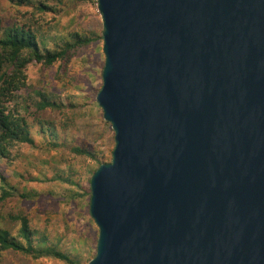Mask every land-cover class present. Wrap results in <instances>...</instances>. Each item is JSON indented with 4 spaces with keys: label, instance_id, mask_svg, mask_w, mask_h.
I'll list each match as a JSON object with an SVG mask.
<instances>
[{
    "label": "water",
    "instance_id": "95a60500",
    "mask_svg": "<svg viewBox=\"0 0 264 264\" xmlns=\"http://www.w3.org/2000/svg\"><path fill=\"white\" fill-rule=\"evenodd\" d=\"M88 264H264V0H96Z\"/></svg>",
    "mask_w": 264,
    "mask_h": 264
},
{
    "label": "rangeland",
    "instance_id": "374dc122",
    "mask_svg": "<svg viewBox=\"0 0 264 264\" xmlns=\"http://www.w3.org/2000/svg\"><path fill=\"white\" fill-rule=\"evenodd\" d=\"M58 1L55 5L60 14L55 21L43 26V35L78 33L93 38L102 36L96 0ZM6 10V0H0V15L8 19L11 15L6 14ZM102 45V39L97 38L91 45L77 49L64 62L48 70H42L38 65L28 67L27 82L63 104L61 113H50L49 116L56 121L59 133H65V143L55 152L20 145L9 161H0V172L9 176L13 186L27 192L26 198L2 203L0 228L15 231L16 225L10 216L25 215L39 235L46 236L49 244H56L58 251L78 264H88L96 254L98 229L89 214L88 195L96 164L74 154L70 147H88L105 163H110L114 148L113 131L103 120L96 102L102 86ZM58 171L62 179L53 180ZM68 176L70 183L64 181ZM0 264L66 263L52 258L33 259L3 252Z\"/></svg>",
    "mask_w": 264,
    "mask_h": 264
},
{
    "label": "trees",
    "instance_id": "16d2710c",
    "mask_svg": "<svg viewBox=\"0 0 264 264\" xmlns=\"http://www.w3.org/2000/svg\"><path fill=\"white\" fill-rule=\"evenodd\" d=\"M57 1L6 0V14L11 16L6 19L0 15V161H9L20 145L50 152L64 146L65 133H59L56 121L49 116L50 113H61L63 104L56 97L31 86L26 72L32 65L48 70L64 62L77 49L91 45L97 38L102 39V36L93 38L78 33L43 35V26L55 21L60 14L55 5ZM70 150L93 160L96 164L93 173L107 164L101 162L88 147L71 146ZM57 179H62L60 171L54 174L53 180ZM64 181L70 183V176ZM88 195L90 197V191ZM26 197L24 189L13 186L9 176L0 172V208L9 199L16 201ZM10 218L16 229L0 228V254L7 252L14 256L52 258L66 264H78L58 251L56 244H49L46 236L39 235L25 215H11Z\"/></svg>",
    "mask_w": 264,
    "mask_h": 264
}]
</instances>
